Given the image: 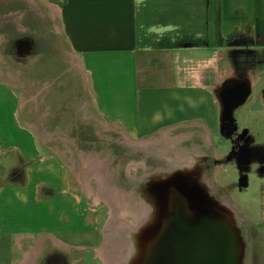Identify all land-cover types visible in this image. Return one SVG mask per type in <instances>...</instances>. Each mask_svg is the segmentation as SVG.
I'll return each mask as SVG.
<instances>
[{
	"label": "crops",
	"instance_id": "crops-1",
	"mask_svg": "<svg viewBox=\"0 0 264 264\" xmlns=\"http://www.w3.org/2000/svg\"><path fill=\"white\" fill-rule=\"evenodd\" d=\"M1 22L12 29L13 56L24 63L26 81L41 84L34 101L40 100L36 108L46 109V117L55 103L60 106L52 92L66 77L76 90L74 121L92 120L131 140L130 135L139 140L183 127L185 138L199 142V149L190 147L191 159L208 157L219 135L224 82H234L237 69L259 80L245 65L264 66V0H8L3 7L0 3ZM242 33H250L252 43L230 46L232 40H246ZM232 57L238 58L235 64ZM2 73L0 264H36L46 244L68 255L86 251L96 245L97 234L78 190L69 185L59 152L44 146L50 140L39 139L35 125L22 120L29 101L18 85L22 72L11 70L7 79ZM205 99L210 112L173 122L176 113L197 110ZM256 101L264 107L263 95ZM67 126L65 121L57 125L59 130ZM244 144L249 146H243L237 167L230 172L223 165L230 178L222 184L233 201L229 207L258 234L259 241L249 245L250 263L264 264V145ZM212 152L217 160L226 156ZM67 205L78 210L64 225ZM41 210L58 213L61 225L32 230ZM75 217L85 226H76ZM78 263L76 258L70 264Z\"/></svg>",
	"mask_w": 264,
	"mask_h": 264
},
{
	"label": "rangeland",
	"instance_id": "rangeland-1",
	"mask_svg": "<svg viewBox=\"0 0 264 264\" xmlns=\"http://www.w3.org/2000/svg\"><path fill=\"white\" fill-rule=\"evenodd\" d=\"M7 1L0 0L2 7L7 5ZM20 3L22 2L20 1ZM19 5L24 7L23 4ZM11 30L7 23L1 22L0 39L4 41L0 44V69L3 72L2 74H4L3 77L7 79L5 76L11 70L22 72L18 85L23 95L22 97L29 100L26 105L23 103L22 120H27L35 125L39 139L44 140V142L48 139L50 140L44 143V146L50 153L58 154L59 152L58 155H61L60 160L66 169L68 183L71 187L78 190L82 211L86 212L87 221L93 224L97 234L95 246L86 251L75 252L71 255L52 251L50 246L46 244L43 254L38 259L36 258V264H45V261L48 264H70L76 258L79 259L78 264H106L107 258L109 259V255L112 252L111 249L119 250L121 253L120 248H125L126 243H128V249L131 247L129 253L130 258H133L138 249L135 236L138 237L143 229L152 224L156 212V194L150 191V184H156V179H163L165 175L180 172L194 173L190 169H186L185 158H190V147L192 145L195 148H200L198 139L194 138L189 142L185 141L184 135L186 130L183 127H176L168 128L167 131L159 135L155 133L148 138H141L139 140H137V135H130L132 137L131 140L124 136L121 131L114 128L103 129L95 121H77L76 119L74 121L72 116L75 113L71 110L73 101L76 98V90L73 89V84L67 85L68 81L66 77L57 82V86L52 92V98L58 100L61 104L59 103L60 106H58L54 102L53 111L49 110V114L46 117L47 113L44 111L46 109L43 107L36 108V105L40 104V100L34 101L37 88L41 85L40 82L36 80L26 81L24 63H19L13 56L12 44L15 37ZM250 35V33H242L241 37H246V40H232L230 46L252 43ZM57 45L59 46L58 42H56ZM232 60L233 64H235L238 58L232 57ZM245 66L246 69L251 66L250 68L252 69H249L252 70L253 75L259 76V80H256L255 77L252 80L251 77L246 75L244 69H237V79L231 83L224 82L223 87L226 89L225 95L227 96H221L220 99L227 110H230L231 103L235 102L237 105L236 110L238 111L234 112L231 117V120H234L236 123L232 134L243 132L246 135L245 143L257 142L264 145V112L252 113L248 111L249 105L254 102V97L257 96L259 99L260 94L262 95L260 92L264 86V66L258 69L259 66H253V64L248 62ZM57 67V65L53 66L54 73L57 72ZM36 68L37 65H34L31 71L37 72L36 70L38 69ZM28 71L31 72L30 70ZM213 82V80H209L210 84H213ZM64 83L65 87L63 86ZM66 109H70V112ZM207 112H210V106L207 99H205L202 107L197 110L186 108L182 112L176 113L177 117L173 119V122L194 118ZM64 121L68 126L60 128V130L65 132L62 134L57 125L59 126ZM228 137L219 133L214 138V149L221 156H224V154L226 156L219 163L214 162L213 165L210 164L211 170L208 171L207 175L201 174L198 176L201 186L207 190V193L217 203L222 205L226 202L228 205L233 203L232 200L229 201V193L223 189L222 183H224V179H226L225 181H229L230 178L227 176L223 165L229 166L231 172L235 166L237 167L240 155L242 156V154H237L236 156V154L234 155L229 150L231 147ZM133 138L136 139L133 140ZM243 146L246 149L249 144L243 143ZM217 164L220 169L216 170L215 166ZM119 194L128 196L131 202L129 207L118 205L119 213L122 214L123 210L127 212L124 216L125 220H122V223L127 225L126 227L124 225L126 229L128 226L131 229L138 227L136 216L139 203L151 209L147 217L143 219L139 229L132 236L125 237L124 234L126 235L129 232H125L122 227L117 228L112 235L108 234V225L112 217H116L112 206L110 207L108 203V198H113ZM123 206L124 208H122ZM63 209V223L64 225H68V220L71 221V217L73 219V212L78 209L72 205H67ZM228 209L234 212V214L232 212L233 218L244 242L243 264H251L249 261V245H253L255 238H258V234L255 233L254 226L248 219L243 218L233 207H228ZM58 216V213L45 215V211L41 210L40 215L34 218L32 230L40 231L41 228H44V230L45 228L50 229L58 224L60 226L61 223H58L56 220ZM130 218H134L132 219L133 222ZM74 223L76 226L78 224L81 227L85 226L82 219L79 221L77 217H75ZM256 241L258 242L259 239ZM38 243H41L40 240L37 241L36 246ZM117 244L120 248L115 249L118 246ZM41 247H43L42 244Z\"/></svg>",
	"mask_w": 264,
	"mask_h": 264
},
{
	"label": "water",
	"instance_id": "water-1",
	"mask_svg": "<svg viewBox=\"0 0 264 264\" xmlns=\"http://www.w3.org/2000/svg\"><path fill=\"white\" fill-rule=\"evenodd\" d=\"M196 177L180 172L150 184L156 212L135 236L138 249L128 264H243L245 246L232 212Z\"/></svg>",
	"mask_w": 264,
	"mask_h": 264
},
{
	"label": "flooded vegetation",
	"instance_id": "flooded-vegetation-1",
	"mask_svg": "<svg viewBox=\"0 0 264 264\" xmlns=\"http://www.w3.org/2000/svg\"><path fill=\"white\" fill-rule=\"evenodd\" d=\"M225 91H226V89L221 90V92H220L221 96H223V97L227 96V95H225L226 94ZM256 100H258V98L254 99V102L252 105L249 106L248 111L252 112V113L264 112V107L261 105H258ZM231 104L232 105L230 106V110L225 109L224 105H222V110L220 111V114H219L220 117H219V121H218L219 133H221L222 135H227V137L229 136L228 139L230 140L229 143H230V147H231L229 150L234 155L236 154V156H237V154L238 155L242 154L243 143H244L246 135H244L243 132L232 134V130L235 128L236 123L234 120H231L232 119L231 117H232L233 113L238 111V110H236L237 105L235 102L231 103ZM184 139L187 142L190 141V138L184 137ZM212 150H214V141H213V145H211V147L209 148L208 157L195 156V158L193 160L197 161V165L196 164L193 166L186 165V169H190L198 177L199 175H201V168H202L204 171V175H207L208 171L211 170L209 165L210 164L213 165L214 162L219 163L221 161V159L217 160L213 157Z\"/></svg>",
	"mask_w": 264,
	"mask_h": 264
},
{
	"label": "bare ground",
	"instance_id": "bare-ground-1",
	"mask_svg": "<svg viewBox=\"0 0 264 264\" xmlns=\"http://www.w3.org/2000/svg\"><path fill=\"white\" fill-rule=\"evenodd\" d=\"M164 138V137H163ZM152 141V140H151ZM142 147V146H141ZM184 159V158H183ZM163 162V161H162ZM185 162H186V165L188 166H193V165H197V162L194 161L193 159L191 158H185ZM162 164V163H161ZM179 165H181L179 163ZM165 166V164H164ZM157 168V167H156ZM201 174L204 175V171L203 169L201 168ZM198 178V177H197ZM116 191V190H115ZM207 191V190H206ZM117 193V192H116ZM108 203L110 205V207L112 206V210L114 211V215H116V217H112V220L110 221L109 225H108V234L109 235H112L113 233H115L116 229L119 228V227H122L123 230H125V232H129L128 234H124L125 237L127 236H132V234H135L136 230L139 229L140 225L142 224L143 222V219L147 217L148 215V212L151 210L149 209L148 207H146L144 204H140L139 203V208L137 209L138 212H137V221L136 223L138 224V227H134L133 229H131L130 226H128V230L126 228H124V223H122L123 221L122 220H125L124 216L125 214H127L126 210H123V213H119V204L120 205H126L127 207H129V205L131 204L130 202V199L128 198V196H125L124 194L123 195H117L113 198L109 197L108 198ZM224 205L228 206V203H224ZM124 206L122 208H124ZM126 207V208H127ZM230 208V207H229ZM147 212V214H146ZM233 212V211H232ZM129 213V212H128ZM234 214V212H233ZM127 216V215H126ZM129 218V217H128ZM131 220L134 219V218H130ZM130 220V222H131ZM136 220V219H135ZM133 222V220H132ZM127 225H125L126 227ZM131 229V230H130ZM114 236V235H113ZM111 238V237H110ZM118 245V244H117ZM125 248L121 249L120 246L118 245L116 248H120L121 250V253L119 250H112L111 254L109 255V259L107 258V262L106 264H128L129 262V258H130V249H128V243L125 244ZM114 246V245H112ZM116 246V245H115ZM122 247V246H121ZM114 248V247H113ZM133 250V248H132ZM119 251V252H118ZM123 251V252H122Z\"/></svg>",
	"mask_w": 264,
	"mask_h": 264
}]
</instances>
